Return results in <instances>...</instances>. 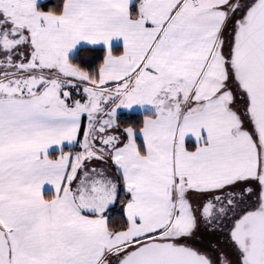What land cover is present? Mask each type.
I'll list each match as a JSON object with an SVG mask.
<instances>
[{"label":"snow or ice","instance_id":"1","mask_svg":"<svg viewBox=\"0 0 264 264\" xmlns=\"http://www.w3.org/2000/svg\"><path fill=\"white\" fill-rule=\"evenodd\" d=\"M0 264H264V0H0Z\"/></svg>","mask_w":264,"mask_h":264}]
</instances>
